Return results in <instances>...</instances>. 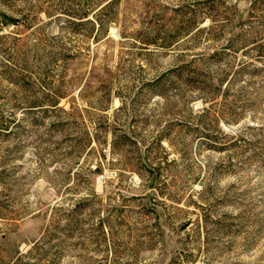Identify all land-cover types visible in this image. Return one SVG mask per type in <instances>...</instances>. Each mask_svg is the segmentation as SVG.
<instances>
[{
  "label": "rangeland",
  "instance_id": "rangeland-1",
  "mask_svg": "<svg viewBox=\"0 0 264 264\" xmlns=\"http://www.w3.org/2000/svg\"><path fill=\"white\" fill-rule=\"evenodd\" d=\"M0 264H264V0H0Z\"/></svg>",
  "mask_w": 264,
  "mask_h": 264
},
{
  "label": "trees",
  "instance_id": "trees-1",
  "mask_svg": "<svg viewBox=\"0 0 264 264\" xmlns=\"http://www.w3.org/2000/svg\"><path fill=\"white\" fill-rule=\"evenodd\" d=\"M215 56H218V53H213L211 55V58L212 57H215ZM191 64L189 65H185V66H179L173 70H171L169 73L171 74L170 76H173L174 79H180L184 74H185V71H189L191 69V71H189V75L191 74V77H194L196 79L200 78V75L198 74V72L196 71L197 69L196 68H191ZM169 73L167 74H163L161 75L159 78H157L156 80H154L151 84H150V87L152 89V91L154 93H157V94H160L162 93V91L164 90V88L168 87L172 82H170L169 80ZM164 78V79H163ZM190 78V77H189ZM223 79V78H222ZM219 80V85L223 82V80ZM163 80V81H162ZM167 82H166V81ZM164 83H165V86H164ZM229 83V80L228 81H225L223 83L224 87ZM204 115V114H203ZM201 114H197V118L199 120H201L200 118H204V116ZM170 132L168 130V128H161L159 134L157 135V137L155 138L154 140V146L158 149L161 150V152L164 150L163 147H161V142L162 141H165L167 145L171 146L172 143L170 142ZM153 146V147H154ZM152 148V147H151ZM164 153L159 157H154V159H158L159 158V161H155V165L154 166H151V164H148L146 165L144 162H142V166L144 169H146L147 173L150 174V180L151 181H154L155 179H157L158 175H159V172L161 171L160 169V163L158 162H162V159H164L165 161L167 160V153L165 151H163ZM150 163V162H149Z\"/></svg>",
  "mask_w": 264,
  "mask_h": 264
}]
</instances>
